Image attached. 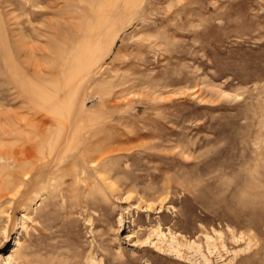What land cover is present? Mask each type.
Listing matches in <instances>:
<instances>
[{
  "label": "rangeland",
  "instance_id": "374dc122",
  "mask_svg": "<svg viewBox=\"0 0 264 264\" xmlns=\"http://www.w3.org/2000/svg\"><path fill=\"white\" fill-rule=\"evenodd\" d=\"M14 112L63 144L0 161V264H264V0H0Z\"/></svg>",
  "mask_w": 264,
  "mask_h": 264
},
{
  "label": "bare ground",
  "instance_id": "6f19581e",
  "mask_svg": "<svg viewBox=\"0 0 264 264\" xmlns=\"http://www.w3.org/2000/svg\"><path fill=\"white\" fill-rule=\"evenodd\" d=\"M101 22H102L101 26L105 25V22H103L102 19H101ZM96 33H97V31H96ZM98 39L100 40V35H98L96 37V40H98ZM20 47H21V45H20ZM20 47H19V49H21ZM22 50H26V48L25 49L24 48L21 49V52H22ZM20 56H22L21 53H20ZM24 57H27V54ZM32 86L34 87V85H32ZM36 87H37V85H36ZM26 89H28V88L26 87ZM32 93H31V95H32ZM78 115H79V117L82 118L83 115L85 116V111L81 110V111L78 112L75 109H72V110H69V111L60 112V114L57 115V116L62 119L63 126H67V124L72 125L74 119ZM5 117H6L7 120H10L11 122H13L15 124H16V122H22L23 124L25 123V127L26 128H28V127L31 128L32 135L33 134H37L42 140L39 142L38 140H34L33 138L29 137L31 133H29V135L24 134L25 133L24 130H26L24 128L23 134L19 133V131H16V133H15L16 134L15 137L19 136V137L22 138V142L20 144H18L17 142H13L11 144H7V143H4V142L1 141V143H0V161L3 163L2 167H1V169L3 171L9 170V171H11L12 174H15V173L21 171V173H24L25 175H27V174L32 173V171L35 170V169L42 168V165L38 164L39 162L45 161L46 159L50 160L51 157H53L54 154H56V153L58 154L59 153V151H60V147L59 146L61 144H63V142H59L58 141L56 144L53 145L51 143V141H48L49 140V135L51 134L50 133L51 131L48 128H46V125L51 123L49 118H43V119L35 118L33 120V123L29 124L28 123V119L30 120V118H28V117L26 118L25 116H21L19 113H15L14 112V113H11V114H7ZM1 133L6 138H10V137L14 138V133H7L5 131H2ZM8 134H12V135H8ZM68 151L70 152L69 148L68 149H64L62 151V153H67ZM96 170H97V168H96ZM21 173L19 172V174H21ZM24 177H26V176H24ZM31 179H27L26 178V179H24V181H26L27 183L28 182L30 183ZM107 179H108V177L106 178V180ZM262 213L261 212L259 213L260 214L259 217L261 216ZM257 217H255V218H257ZM255 220L257 222V219H255ZM261 222H262V218H261ZM262 223H264V222H262ZM255 224H257V223H255ZM259 225H261V224L259 223ZM259 225H258V227H260ZM263 226H264V224H263ZM18 243L19 242H17V244ZM260 264H262V263L260 262Z\"/></svg>",
  "mask_w": 264,
  "mask_h": 264
}]
</instances>
